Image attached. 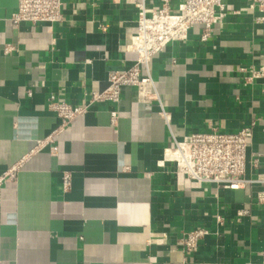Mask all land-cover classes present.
Segmentation results:
<instances>
[{
	"label": "crops",
	"instance_id": "obj_1",
	"mask_svg": "<svg viewBox=\"0 0 264 264\" xmlns=\"http://www.w3.org/2000/svg\"><path fill=\"white\" fill-rule=\"evenodd\" d=\"M249 1L225 0L207 41L195 25L152 57L167 117L158 102H138L136 88L123 87L118 102L95 103L57 133L49 95L82 104L110 71L132 67L137 11L121 1L62 0V22L15 25L18 0H0V175L22 161L1 191L0 264L260 261L264 204L254 180L264 170V76L248 77L264 66V23ZM252 121L244 187L188 180L165 156L173 137L235 132ZM55 132V142L37 148ZM64 171L72 173L66 192ZM196 227L210 233L186 254L182 231Z\"/></svg>",
	"mask_w": 264,
	"mask_h": 264
},
{
	"label": "built area",
	"instance_id": "obj_2",
	"mask_svg": "<svg viewBox=\"0 0 264 264\" xmlns=\"http://www.w3.org/2000/svg\"><path fill=\"white\" fill-rule=\"evenodd\" d=\"M132 6L137 11V32L127 46L129 51L136 53L135 63L128 69L112 70L107 77V85L103 89L87 93V99L82 104H72L64 99H58L54 93L48 97L47 106L61 119V127L66 126L79 115L86 113L95 103L118 102L123 87H135L137 101L141 103L158 102L161 114L168 113L164 109L156 80L151 74L149 63L153 56L165 50L172 41H185L195 25L201 27L199 39L207 41L213 34L215 25L221 23L226 15L225 0H159L158 7L149 5L150 0H113ZM249 7H256L261 12L258 22L264 23V0H250ZM10 20L13 24L28 22L60 23L64 20L62 0H18L17 10ZM105 29V26H102ZM9 47L7 48V50ZM246 71L245 68H242ZM264 76V66L260 69H250L249 79ZM30 95V91H28ZM118 113L111 111L112 120ZM256 121L242 127L238 131H223L212 127L210 131L191 132L181 138L173 137L172 145L165 150V156L173 162L178 176L196 182H214L230 189L244 187L247 180L243 177L246 169V153L253 137ZM53 133L39 140L37 148L51 145ZM57 147L50 146V153L56 154ZM22 161L12 165L0 175V201L3 185L16 178ZM255 182L262 188L257 192L256 199L264 204V170L258 173ZM72 184V173H62V186L66 192ZM217 221H222L217 216ZM210 233L206 227H196L183 230L180 245L186 254H191L198 248L201 240ZM247 264H251L248 262ZM257 264H264V249Z\"/></svg>",
	"mask_w": 264,
	"mask_h": 264
}]
</instances>
